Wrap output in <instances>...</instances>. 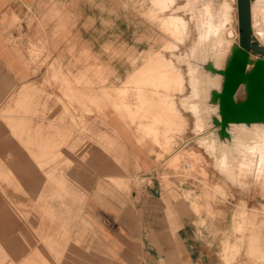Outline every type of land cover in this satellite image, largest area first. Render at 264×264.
<instances>
[{
    "label": "rangeland",
    "instance_id": "374dc122",
    "mask_svg": "<svg viewBox=\"0 0 264 264\" xmlns=\"http://www.w3.org/2000/svg\"><path fill=\"white\" fill-rule=\"evenodd\" d=\"M184 1L177 9L197 19L198 6L209 4L205 40L195 39L190 21L191 33L166 24L167 0H43L4 12L10 21L2 31L19 54L20 72L0 107V264H129L130 255L133 264H166L149 230L167 223L194 227L196 260L206 247L209 264H264V172L244 175L256 166L240 164L256 145L264 166V124L229 125L220 134L209 95L223 77L208 64L224 69L239 41L236 4ZM256 6L264 26V2ZM187 69L200 82L199 95L181 100L189 93ZM244 97L241 88L237 100ZM181 104L195 107L196 123ZM239 128L247 135L236 134ZM134 224L136 248L128 254L124 227Z\"/></svg>",
    "mask_w": 264,
    "mask_h": 264
},
{
    "label": "water",
    "instance_id": "95a60500",
    "mask_svg": "<svg viewBox=\"0 0 264 264\" xmlns=\"http://www.w3.org/2000/svg\"><path fill=\"white\" fill-rule=\"evenodd\" d=\"M252 0H237V18L240 37L232 47L224 69H208L223 77L214 101L219 104L220 134L226 135L230 124L264 123V47L260 46L252 29ZM243 88L245 97L237 100Z\"/></svg>",
    "mask_w": 264,
    "mask_h": 264
},
{
    "label": "crops",
    "instance_id": "0c3cea01",
    "mask_svg": "<svg viewBox=\"0 0 264 264\" xmlns=\"http://www.w3.org/2000/svg\"><path fill=\"white\" fill-rule=\"evenodd\" d=\"M43 0H0V107L2 106L4 100L12 93L14 88L18 84L19 72H20V59L19 54L11 44L6 40L4 34L3 26L7 25L10 21L9 17L4 16L10 6L11 9H18L21 5L24 9L28 10L29 6L35 7L38 2ZM215 2H218L216 0ZM26 25V24H23ZM156 152H159L157 148H154ZM146 153H149V150H146ZM146 165L149 167L151 164L149 159L146 161ZM147 168V167H146ZM156 184L157 182L154 181ZM154 191H151V194ZM148 194L145 199L152 201L151 197L153 195ZM163 207H161V210ZM162 217H166L167 214L162 210ZM176 217H179L178 213L175 214ZM137 226L134 225H125L124 233L128 235L129 240L124 238L123 248L125 253L130 254L129 250L135 249V241L131 242L132 234L137 232ZM140 232L147 233V229L144 230L141 228ZM154 232L153 242L155 247L158 250V254L162 256L166 264H209V259L212 257V251L206 247L202 248L201 261L196 260V245L193 242V234L195 232L193 226L189 224H178L173 227L170 224H163L159 228H153L149 232ZM156 234V235H155ZM131 243V244H130ZM142 248L148 251L146 246L147 242L142 240ZM152 243V242H151ZM129 258V257H128ZM126 263L133 264L135 259L124 260Z\"/></svg>",
    "mask_w": 264,
    "mask_h": 264
},
{
    "label": "bare ground",
    "instance_id": "6f19581e",
    "mask_svg": "<svg viewBox=\"0 0 264 264\" xmlns=\"http://www.w3.org/2000/svg\"><path fill=\"white\" fill-rule=\"evenodd\" d=\"M161 1V0H160ZM168 2L170 1L171 3V8H172V12H171V14L169 15V18H168V21H167V23L166 24H168V26H173L176 30H182L183 31V29H186V30H188V28H189V32L191 31V30H193L194 28H195V31H196V33H197V36H196V38L195 39H197V40H199V39H203V40H205L206 38H207V34H208V32H209V29H212L211 28V25H210V21L212 20V15L210 14V11H209V8H208V5L209 4H207V3H203V4H201V5H199L198 6V8H197V10H198V13H199V15H200V18L199 19H197V18H195V15H194V13L192 12V11H190V10H187V9H183V8H181V9H177L178 7H180L182 4H184V0H183V3L182 4H177L176 2H177V0H167ZM180 1V0H179ZM211 1V0H210ZM232 2H234L235 4H237V0H231ZM150 2H154V1H150ZM166 0L164 1L163 0V5H166ZM204 2V1H203ZM206 2V1H205ZM261 2H264V0H252V4H254L255 6H253L252 7V4H251V16H252V29H253V35L255 36V38H256V40H257V42L260 44V46H262V47H264V26H262V24H261V21L259 20V18L257 17H255V15L256 14H254L255 13V10H256V5L257 4H260ZM155 3H158V2H155ZM155 3H154V5H155ZM151 4V3H150ZM199 4V3H198ZM198 4H196V5H198ZM232 4V3H231ZM223 5H225L224 7L225 8H227L228 9V7L230 6L228 3H227V1L223 4ZM156 6V5H155ZM168 6H170L169 5V3H168V5H167V7ZM157 7V6H156ZM159 7V6H158ZM182 7V6H181ZM190 8V7H189ZM219 8V7H218ZM260 8H262V6L260 7ZM223 9V8H222ZM212 10V9H211ZM214 10V9H213ZM230 10V9H229ZM214 12V11H213ZM216 12V11H215ZM225 12V10H223V13ZM228 13V12H227ZM197 14V13H196ZM261 14H263V13H261ZM198 15V14H197ZM222 15V14H221ZM235 15V17L233 18V20H235V18H236V22L238 23V16H237V5H236V13L234 14ZM224 16V15H223ZM226 16H229L230 17V14L228 15H226ZM215 17V16H214ZM222 17V16H221ZM228 17V18H229ZM167 18V17H166ZM218 18V17H217ZM188 19V20H187ZM215 19V18H214ZM167 20V19H166ZM218 20V19H217ZM191 22L192 24H193V26H194V28H192L191 30H190V26L187 28L186 27V25L188 24V22ZM229 21V20H228ZM217 22V21H216ZM212 23H213V21H212ZM218 23H220V22H218ZM223 23V22H222ZM214 25V24H213ZM264 25V24H263ZM220 26V25H219ZM162 27H164V24L162 25ZM161 27V28H162ZM166 27L167 26H165V28L164 29H166ZM220 28H222V27H220ZM169 29V27L167 28V30ZM162 30V29H161ZM185 30V31H186ZM223 30V29H222ZM182 31H180V32H182ZM194 31V32H195ZM221 31V30H220ZM220 31H219V34H220ZM165 32V31H164ZM169 32V31H168ZM172 32V31H171ZM171 32H170V36H172L171 35ZM176 32V31H175ZM180 32H178L179 34H180ZM184 32V31H183ZM183 32H182V34H183ZM187 32V31H186ZM185 32V33H186ZM189 32L188 33H186L187 35L189 34ZM223 32H225V31H223ZM191 33V32H190ZM211 33V32H210ZM233 33H234V31L232 32L231 31V33L229 34V35H231V36H234L233 35ZM169 34V33H168ZM174 34V33H173ZM179 34H177L176 35V33H175V35L178 37V35ZM193 34V33H192ZM216 34H217V32H216ZM226 34V33H225ZM181 35V34H180ZM184 35V34H183ZM183 35H181V37L183 36ZM218 35V34H217ZM174 36V35H173ZM172 36V37H173ZM185 36V35H184ZM183 36V38H185ZM189 36H190V34L188 35V39H190L189 38ZM212 36V35H211ZM211 36H210V39H212L211 38ZM176 37V38H177ZM219 37V36H218ZM217 37V38H218ZM175 38V37H174ZM180 38V37H179ZM215 38V37H214ZM213 38V39H214ZM233 38V37H232ZM209 39V40H210ZM182 40V39H181ZM186 40V39H185ZM208 40V39H207ZM206 40V41H207ZM232 40V39H231ZM211 41V40H210ZM214 41H216V39L214 40ZM202 42V41H201ZM209 42V41H208ZM222 42H224V41H222ZM203 43H205V42H203ZM203 43L201 44V45H203ZM194 44H195V42H194ZM206 44H208L207 42H206ZM215 44V43H214ZM236 44H238V42H236ZM169 46V45H168ZM193 46V45H192ZM216 46V45H215ZM197 47H199V46H197ZM226 47V46H225ZM227 48V47H226ZM197 49V48H196ZM217 49H218V47H217ZM225 49V48H224ZM223 49V50H224ZM203 50V49H202ZM206 50H208V51H210L209 49H207V47H205L204 46V53L206 52ZM213 50V49H212ZM173 51V50H172ZM221 51H222V48L221 49H219L218 51H216V53L214 52V50H213V52L215 53L214 54V56L215 55H219V54H221ZM193 52V51H192ZM198 52V51H197ZM194 53V52H193ZM203 53V54H204ZM209 53H211V52H209ZM191 54V53H190ZM207 55V54H206ZM198 57H199V55H197ZM196 56V57H197ZM203 55H201L200 57H202ZM213 56V55H212ZM217 56H215L216 58H214V59H216L217 61H215V62H220V60H219V58L217 57ZM222 56H223V54H222ZM207 57V56H206ZM163 58V57H162ZM175 58V57H174ZM205 57H203V59H204ZM166 59H168V58H166ZM201 59V58H200ZM222 60V59H221ZM170 61V60H169ZM176 61H177V59H176ZM167 63H168V61H166ZM166 62H163V63H165L166 64ZM180 62V61H179ZM162 63V64H163ZM172 63V62H171ZM173 64V63H172ZM172 64H169L170 66H173ZM168 65V64H167ZM168 68V67H167ZM172 68V67H171ZM172 69H175V68H172ZM181 69V68H180ZM190 69V68H189ZM189 69H187L186 70V75H187V79H186V82H187V86H188V90H189V93H188V95L185 97V98H183V99H181V100H188L189 98H192L193 97V95L194 96H198L199 95V93H198V91L196 90V85H197V83H200V82H197V81H195L196 80V76H195V78H194V75L195 74H191L190 73V71H189ZM218 69V68H217ZM193 70V69H192ZM195 70V69H194ZM177 71V70H176ZM178 71H180V70H178ZM181 72V71H180ZM180 72L178 73L179 75H180ZM192 72H195V71H192ZM168 74V73H167ZM177 74V73H176ZM176 74H175V77L177 78H175L176 79V81H178L179 80V75L178 76H176ZM184 75H185V73H184ZM165 77H166V75H164ZM181 76V75H180ZM217 77H219V76H217ZM217 77H216V79H217ZM221 77V76H220ZM180 78H182V77H180ZM174 79V80H175ZM199 79V78H198ZM180 80H182V79H180ZM172 81V80H171ZM175 81V82H176ZM183 81H185V80H183ZM181 82L180 81V83H184V82ZM200 81V80H199ZM213 81V80H212ZM215 81V80H214ZM213 81V82H214ZM165 82V81H164ZM175 82H171V83H173V85L175 84ZM195 82H197L196 83V85H195ZM211 82V81H210ZM223 82V81H222ZM180 83H178V85L180 84ZM207 83H208V81H207ZM212 83V82H211ZM214 83H216V82H214ZM176 84H177V82H176ZM210 84V83H209ZM213 84V83H212ZM216 84H218V82L216 83ZM215 84V85H216ZM178 85H176V86H178ZM181 85V84H180ZM200 85V84H199ZM203 85V84H202ZM219 86H218V89L216 88L215 90H212V92H209L210 94V104L212 105V108H214V109H216V112L218 113V115H219V104H218V102L216 103L215 101H214V98H213V92L214 91H216V92H219L220 90H221V87H222V83L219 81V84H218ZM172 86V85H171ZM175 86V85H174ZM182 87V86H181ZM180 87V88H181ZM183 88H184V86H183ZM182 88V89H183ZM179 89V88H178ZM184 90V89H183ZM199 90H200V88H199ZM201 90H203V87L201 88ZM187 91V90H186ZM180 92V91H179ZM182 92V91H181ZM182 93H184V92H182ZM191 94V95H190ZM194 98V97H193ZM212 99V100H211ZM172 106V105H171ZM178 106V105H177ZM181 106L183 107V109L184 110H186V111H188L191 115H192V117L194 118V123H196L197 121V117L196 116H194V114L196 113H194V111H196V109H195V107H193V106H191V107H189V108H185L184 107V105H182L181 104ZM175 107V106H174ZM172 108V107H171ZM178 109V108H177ZM176 109V110H177ZM175 110V111H176ZM178 112V111H177ZM186 117V116H185ZM219 117H220V115H219ZM188 118V117H187ZM199 122H200V119H199ZM199 124V123H198ZM264 123H253V124H244V123H241V124H230L231 126L232 125H236V126H246V128H248L249 126H262ZM231 132V131H230ZM236 134H242V135H244L243 133L244 132H247V129H243V128H239V129H236V131H234ZM233 132V133H234ZM232 133V134H233ZM245 135H247V134H245ZM244 135V136H245ZM238 136V135H237ZM235 137V136H234ZM233 137V138H234ZM239 137V136H238ZM232 138V139H233ZM236 138V137H235ZM234 138V139H235ZM260 138V137H259ZM239 139V141H242V142H244L243 141V138H238ZM261 139V138H260ZM259 139V140H260ZM200 140V139H199ZM214 140V139H213ZM227 140V139H226ZM216 141V140H215ZM238 141V140H237ZM200 142L202 143V140H200ZM214 142V141H213ZM213 142H212V144H213ZM223 142V141H222ZM234 142H235V140H234ZM247 142V141H246ZM218 143V142H217ZM238 143V142H237ZM215 144V143H214ZM225 143H223V145H224ZM247 144H248V142H247ZM216 145V144H215ZM240 145V144H239ZM213 146V145H212ZM237 146V145H236ZM14 147V146H13ZM194 147V146H193ZM205 147V146H204ZM227 147V146H226ZM11 148V147H10ZM207 148V147H206ZM213 148V147H212ZM217 148V147H216ZM190 149H192V148H190ZM209 149V148H208ZM250 150H251V152H250V155H248V153H247V155H245V156H242L243 154H244V152H243V154H241L240 152V154H241V156H242V158H243V160H244V158H245V160H247V162H245V163H242L243 161H241V166L242 167H247L248 168V170H249V168H250V166L251 165H254V168H255V166H256V170L254 169H252V171H243L242 170V168H241V170L243 171V172H245L244 173V175H248L249 173L250 174H252V176H258V177H262V175H263V172H264V166H259V162L260 161H258V159L259 158H261V157H259V155H260V153H258V149H259V147H257L256 145H253V146H251V148H249ZM2 150V149H1ZM226 149H224L223 150V153H222V155L223 154H228V150L227 151H225ZM243 150V149H242ZM249 150V151H250ZM256 150H258L257 152H253V151H256ZM16 151H18V150H16ZM188 151H191V150H188ZM193 151V150H192ZM208 151H210V150H208ZM244 151H245V148H244ZM19 152V151H18ZM18 152H16V154L18 153ZM20 152H21V150H20ZM224 152H226V153H224ZM192 153V152H191ZM190 153V154H191ZM210 153V152H209ZM212 153V152H211ZM14 154V153H13ZM19 155H20V153H18ZM17 154V155H18ZM198 154H200V153H198ZM226 154V155H227ZM233 154V153H232ZM16 155V156H17ZM24 155V154H23ZM195 155V154H194ZM222 155H221V157H222ZM15 156V157H16ZM191 156H193V153H192V155ZM199 156V155H198ZM224 156V155H223ZM228 156V155H227ZM232 156V155H231ZM22 157V156H21ZM194 157V156H193ZM196 157V156H195ZM200 157V156H199ZM211 157V156H210ZM213 158H214V156H212ZM18 158V157H17ZM26 158V157H25ZM224 158H226V156L224 157ZM19 159H21V158H19ZM18 159V160H19ZM197 159V158H196ZM200 159V158H199ZM202 159V158H201ZM227 159V158H226ZM225 159V161H227ZM12 161H13V159H11ZM223 160V159H222ZM16 161V160H15ZM14 161V162H15ZM25 161H27V160H25ZM13 162V163H14ZM191 162V161H190ZM224 162V161H223ZM19 163H20V161H19ZM26 163V162H25ZM28 163V162H27ZM221 163V162H220ZM229 163V162H228ZM16 164V163H15ZM24 164V163H23ZM186 165V164H185ZM239 166V165H238ZM241 166H239V167H241ZM11 167H13V166H11ZM186 167V166H185ZM190 167V166H189ZM192 167V166H191ZM229 167H230V165H229ZM193 168V167H192ZM221 168V167H220ZM227 168V167H226ZM238 168V167H237ZM261 168V169H260ZM9 169V168H8ZM187 169V168H186ZM191 169V168H190ZM4 170V169H3ZM228 170V169H227ZM233 170V169H232ZM245 170H247V169H245ZM6 171V170H5ZM229 171V170H228ZM1 172V171H0ZM7 172V171H6ZM187 172V171H186ZM189 172V171H188ZM235 172V171H234ZM22 173V172H21ZM228 173H232V172H228ZM240 173H241V171H240ZM239 173V174H240ZM243 174V173H242ZM10 175V174H9ZM229 175V174H228ZM18 176H19V174H18ZM223 176H224V174H223ZM230 176V175H229ZM231 176H233V173H232V175ZM237 176V175H236ZM251 176V175H250ZM4 177V176H3ZM3 177H1V178H3ZM20 177H22V175H20ZM235 177V176H234ZM245 177V176H244ZM257 177V178H258ZM6 178V177H5ZM12 178H15V177H12ZM226 178H228V177H226ZM231 177H229L228 179H230ZM233 178V177H232ZM236 178V177H235ZM257 178H256V180H257ZM244 179V178H243ZM259 179V178H258ZM4 181V180H3ZM254 181H255V178H254ZM257 182V181H256ZM259 182V181H258ZM13 183H14V181H13ZM257 184V183H256ZM262 185V184H261ZM260 185V186H261ZM11 186H12V184H11ZM256 186L254 185V188H255ZM263 187H264V185H263ZM7 188V187H6ZM260 188L261 187H259V190H260ZM263 190H264V188H262ZM7 191V190H6ZM8 192V191H7ZM259 193V192H258ZM264 193V192H263ZM7 194V193H6ZM255 194V193H254ZM242 195H243V193H242ZM241 195V196H242ZM260 195V194H259ZM261 196V195H260ZM262 196H263V194H262ZM256 197V196H255ZM258 197V196H257ZM240 198V197H239ZM244 199H246V198H244ZM258 199V198H257ZM259 200V202L258 203H261V204H263L264 205V199H261V197L258 199ZM242 201H244V200H242ZM247 202V201H246ZM245 203V202H244ZM252 205V204H251ZM262 205V206H263ZM254 206V205H253ZM256 206H257V204H256ZM244 207V206H243ZM246 207V206H245ZM261 208V207H260ZM253 209V208H252ZM264 209V208H263ZM255 210V209H254ZM261 211V210H260ZM251 212H253V211H251ZM256 213V212H255ZM257 215V214H256ZM249 217V216H248ZM251 217V216H250ZM253 217H255V216H253ZM261 219V218H260ZM254 220V219H253ZM259 224V223H258ZM257 224V225H258ZM260 225V224H259ZM259 228V227H258ZM257 229V228H256ZM247 230V229H246ZM256 231V230H255ZM260 233V231L258 232V234ZM254 234V233H253ZM256 234V233H255ZM254 234V235H255ZM238 235V234H237ZM260 235V234H259ZM253 236V235H252ZM254 237H256V236H254ZM254 237H252V238H254ZM258 237V236H257ZM263 238H264V236H263ZM255 240L257 239V238H254ZM264 240V239H263ZM258 241V242H257ZM257 241H255V243H256V245L258 244V243H260L259 241H260V238L259 239H257ZM245 242V241H244ZM254 243V244H255ZM253 243H252V245H254ZM249 245V244H248ZM255 246V245H254ZM248 247V246H247ZM253 246H251V248H252ZM257 248H261V247H258V246H256ZM256 247H255V251H257V253L256 254H258L259 252H260V249L258 250V249H256ZM253 250H254V247H253ZM263 250H264V245H263ZM259 251V252H258ZM247 252V251H246ZM261 253H264V252H262L261 251ZM260 255V257L261 258H263L262 256H264V255H262V254H259ZM259 255H257V256H259ZM262 255V256H261Z\"/></svg>",
    "mask_w": 264,
    "mask_h": 264
}]
</instances>
